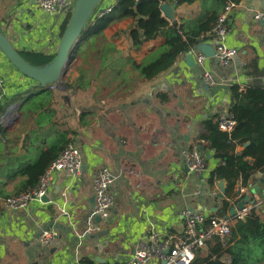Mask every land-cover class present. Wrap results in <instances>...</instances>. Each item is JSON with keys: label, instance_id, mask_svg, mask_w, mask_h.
I'll return each instance as SVG.
<instances>
[{"label": "crops", "instance_id": "crops-1", "mask_svg": "<svg viewBox=\"0 0 264 264\" xmlns=\"http://www.w3.org/2000/svg\"><path fill=\"white\" fill-rule=\"evenodd\" d=\"M116 1L101 0L97 9L107 12ZM173 2L178 27L222 7L212 0ZM255 11H264V0L234 4L226 44L238 53L228 65H218L213 57L198 64V51L192 48L188 51L194 61L191 67L186 64V52L169 70L152 79L139 77L127 54L120 53L128 45L120 32L128 28L131 19L113 21L104 30L105 41L116 48L105 64L95 60L89 69L90 56L88 64L78 57L68 63L61 80L64 90L41 88L0 52L4 83L0 105L10 101L0 117L4 150L0 161V264H74L83 258L94 264H120L131 257L136 242L148 232H179L184 208L210 217L217 214L221 204L210 193H218V189L208 186L207 179L223 162L204 148L208 169L195 175L186 172L181 152L205 147L199 138L207 123L229 112L231 88L245 91L253 83L252 73L264 72V24L253 19ZM64 19L57 15L43 18L34 11L33 0H0V32L17 50L55 53ZM163 43L162 38L151 40L130 56L145 63ZM205 71L214 76V86L202 82ZM260 80L264 84V76ZM66 84L74 86L72 93L66 91ZM46 89L51 92L48 102L26 116L24 103L28 101L27 105L36 109L31 101ZM67 144H73L82 156L81 175L57 172L48 186L47 201L34 200L27 209L11 210L5 199L22 192L26 176L19 174L43 170L55 156L51 150ZM249 146L247 140L232 145L229 151L240 157L244 154L241 160L254 166L246 182L239 173L225 196L231 207L247 196V204L264 196V170L256 166V157L247 153ZM102 167L116 176L109 189L115 204L107 219L96 222V230L86 232L85 220L94 206L93 180ZM237 184L239 196L235 194ZM226 186L227 192L228 180ZM49 228L57 231V239L49 246L39 245V232Z\"/></svg>", "mask_w": 264, "mask_h": 264}, {"label": "trees", "instance_id": "trees-1", "mask_svg": "<svg viewBox=\"0 0 264 264\" xmlns=\"http://www.w3.org/2000/svg\"><path fill=\"white\" fill-rule=\"evenodd\" d=\"M212 1L221 7L226 3L237 4L241 0ZM160 2L161 0H117L110 11L106 13L103 9L99 11L96 7L85 24L76 45V50L70 56L69 61L78 57L84 64H88L87 57L90 56L92 64L89 65V69L94 67L95 60L100 65L105 64V60L116 48L105 41L104 30L113 21L122 19H131V23L126 30L120 32L128 40L126 50L120 53L127 54V60L131 68L137 72L139 77L144 79H152L166 72L182 54L190 51L197 44L211 39L209 34L216 12L175 28L161 15ZM69 15L70 13L63 21L60 36L65 29ZM157 38L164 40L163 46L155 54H151L145 63H137L132 59L130 52L140 50L144 43ZM18 52L25 61L36 67L49 65L55 56V53L51 54L47 51L24 49L18 50ZM83 72L80 71V75ZM252 75L254 77L253 83L245 91L239 92L235 86L231 88V105L228 111L233 114L235 119L233 130L230 133H224L218 129L217 122H209L206 124V132L199 138V140L204 141L205 150L213 151L214 157L223 162L222 165H218L210 172L207 184L213 188L217 180L223 177L226 178L229 182L226 198L229 196V190L239 173L243 174V182H246L250 171L254 167L241 160L244 154L240 157L233 152L229 153L232 145L249 140L250 146L247 153L254 155L256 166L262 167L264 170V84L260 80L264 76V72L258 74L253 72ZM73 90L74 86L72 84H66L68 93H72ZM50 96L51 92L46 89L36 99H33L31 102H34L33 106H36V109L28 106V101L25 102L23 109L26 116L29 115L30 111H39L43 102H48ZM9 103L10 101L0 105V117ZM2 133L0 129V135ZM65 143L63 142V145ZM63 147L56 151L51 150L55 152V156H53V159L50 158L49 164L57 157L56 152H61ZM3 157L4 150L0 140V161ZM49 164L41 171L31 169L19 174L26 176L21 188L22 192L30 191L37 185L39 177ZM12 176L14 175L12 174ZM18 193L21 192L13 195ZM218 200L221 204L220 211L211 217L227 216L231 207L228 200ZM80 262L82 264H94L85 258L81 259ZM191 264H264V214L251 210L244 220L231 219L228 235L222 240L213 237L212 240L207 241L204 249L196 254Z\"/></svg>", "mask_w": 264, "mask_h": 264}, {"label": "built area", "instance_id": "built-area-1", "mask_svg": "<svg viewBox=\"0 0 264 264\" xmlns=\"http://www.w3.org/2000/svg\"><path fill=\"white\" fill-rule=\"evenodd\" d=\"M74 0H33L34 11L43 18L53 16H67L72 10ZM137 1V0H135ZM171 0H161L160 4ZM234 4L226 3L215 14L209 36L214 46V55L218 65H228L236 56L237 50L226 44L229 34L230 12ZM110 11L107 10V12ZM106 12V11H105ZM253 19L264 24V11H255ZM60 42V41H59ZM58 49V48H57ZM56 49V51H57ZM55 51V53H56ZM206 57L198 53L195 61L202 64ZM202 82L207 86H214L216 80L211 72L205 71L201 75ZM3 79L0 78V97L3 93ZM51 89L54 85H49ZM10 110V109H9ZM218 129L224 133H230L235 126L232 113L225 112L217 117ZM184 168L187 173L201 175L207 171L205 157L196 149L183 150L181 152ZM66 171L74 177L82 173V156L73 144H67L59 155L49 164L39 177L37 185L30 191L11 195L5 199L6 205L14 211L27 209L31 202L40 200L46 195L48 186L57 172ZM116 176L107 167H102L93 180L94 207L85 220L86 232L96 230L95 218L107 219L115 204L110 192ZM213 198L218 193L211 192ZM256 210L264 214V196L255 197L252 203H245L233 216L210 217L202 211L186 207L182 211V229L175 234L161 233L156 230L148 232L136 242L131 257L120 264H191L196 254L203 250L207 241L213 237L222 240L230 230V220H244L246 215ZM55 229H42L37 237L41 246H49L57 239ZM74 264H82L79 260Z\"/></svg>", "mask_w": 264, "mask_h": 264}, {"label": "water", "instance_id": "water-1", "mask_svg": "<svg viewBox=\"0 0 264 264\" xmlns=\"http://www.w3.org/2000/svg\"><path fill=\"white\" fill-rule=\"evenodd\" d=\"M101 0H75L72 10L69 15L68 22L60 36V42L58 49L55 53L53 60L49 65L44 67H36L25 61L18 50L13 46L12 42L0 32V52L6 58V60L23 76L35 81L41 88H45L49 85H54L59 90H64L65 86L62 83V76L65 72L66 66L70 62V56L75 52L76 45L79 42V37L87 21L92 16L94 10ZM176 3L164 2L160 4L159 9L163 16L169 21L172 27H178V21L176 18ZM198 53L203 54L206 58H211L214 55V46L212 42H202L193 47ZM187 66L191 67L193 56L191 52H187ZM191 61V64L188 63ZM14 107V106H10ZM10 109V108H8ZM201 154L204 153V147L199 146L197 149ZM209 159L210 155L205 154ZM214 186L218 189V198L224 199L226 196V180L219 179L214 183ZM236 195H240V187L237 184ZM47 201L46 195L41 199ZM94 202V197H93ZM249 202V197H245L243 200L236 203V206H232L229 209L228 217H232L235 209L240 210L245 203ZM253 201L251 200L250 203ZM94 207V206H93ZM93 209V208H92ZM92 209L89 213L92 212ZM96 222L100 221V218H95Z\"/></svg>", "mask_w": 264, "mask_h": 264}, {"label": "rangeland", "instance_id": "rangeland-1", "mask_svg": "<svg viewBox=\"0 0 264 264\" xmlns=\"http://www.w3.org/2000/svg\"><path fill=\"white\" fill-rule=\"evenodd\" d=\"M72 2H73V4H74L75 0H74V1H72Z\"/></svg>", "mask_w": 264, "mask_h": 264}]
</instances>
